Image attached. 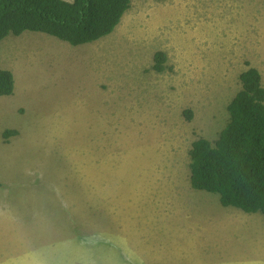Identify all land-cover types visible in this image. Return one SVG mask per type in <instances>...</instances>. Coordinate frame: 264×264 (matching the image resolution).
Instances as JSON below:
<instances>
[{
    "label": "rangeland",
    "instance_id": "obj_1",
    "mask_svg": "<svg viewBox=\"0 0 264 264\" xmlns=\"http://www.w3.org/2000/svg\"><path fill=\"white\" fill-rule=\"evenodd\" d=\"M250 67L264 87V0H131L78 47L6 37L0 264H264V216L190 186L192 144L218 139Z\"/></svg>",
    "mask_w": 264,
    "mask_h": 264
},
{
    "label": "trees",
    "instance_id": "obj_2",
    "mask_svg": "<svg viewBox=\"0 0 264 264\" xmlns=\"http://www.w3.org/2000/svg\"><path fill=\"white\" fill-rule=\"evenodd\" d=\"M131 0H0V42L24 32L42 33L72 47L90 45L114 33ZM152 69L166 71V55H154ZM241 89L227 106L229 120L215 142L195 141L188 152L190 186L218 195L223 207L264 216V87L248 68ZM11 71L0 70V97L14 95ZM187 120L192 113H184ZM15 135L7 130L3 138Z\"/></svg>",
    "mask_w": 264,
    "mask_h": 264
},
{
    "label": "crops",
    "instance_id": "obj_3",
    "mask_svg": "<svg viewBox=\"0 0 264 264\" xmlns=\"http://www.w3.org/2000/svg\"><path fill=\"white\" fill-rule=\"evenodd\" d=\"M251 68V67H250ZM256 69V68H255ZM258 70V69H257ZM259 71V70H258ZM262 82H263V77H262Z\"/></svg>",
    "mask_w": 264,
    "mask_h": 264
},
{
    "label": "clouds",
    "instance_id": "obj_4",
    "mask_svg": "<svg viewBox=\"0 0 264 264\" xmlns=\"http://www.w3.org/2000/svg\"><path fill=\"white\" fill-rule=\"evenodd\" d=\"M67 44V43H66Z\"/></svg>",
    "mask_w": 264,
    "mask_h": 264
}]
</instances>
